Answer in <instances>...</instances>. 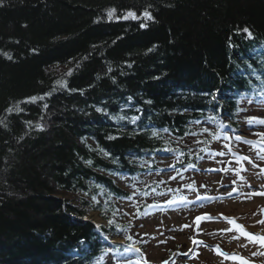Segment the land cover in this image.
<instances>
[{
  "label": "trees",
  "instance_id": "16d2710c",
  "mask_svg": "<svg viewBox=\"0 0 264 264\" xmlns=\"http://www.w3.org/2000/svg\"><path fill=\"white\" fill-rule=\"evenodd\" d=\"M262 92L264 0H0V264L124 250L90 212L131 241L117 204L157 155L200 164L201 123Z\"/></svg>",
  "mask_w": 264,
  "mask_h": 264
},
{
  "label": "rangeland",
  "instance_id": "374dc122",
  "mask_svg": "<svg viewBox=\"0 0 264 264\" xmlns=\"http://www.w3.org/2000/svg\"><path fill=\"white\" fill-rule=\"evenodd\" d=\"M260 114L264 115V109L260 111ZM263 127L264 126L261 125V122H258L254 125L246 124L243 130L244 132H247L245 135H248L249 132L252 133L258 130H263ZM258 162L264 164V157L259 156ZM250 173L254 174L252 176L248 175L240 178L241 181L237 183L236 188L238 190H244V195H246V191L251 192L253 187H261L264 185V175L262 172L258 173L256 169H253ZM230 190L231 185L220 188V191L224 192H229ZM244 195L240 197L223 196L222 198H216L211 201H200L199 199L192 203L194 206L185 209L183 208L181 210H168L166 212L151 215L145 223L139 227L143 232H149V238L152 239V242L147 248L149 261L154 262V264H165L169 259V248L175 249L176 247H180V244L182 243L185 244L184 252L191 250L193 240L189 238V234L194 229L189 225V221L192 220L196 213L211 210L220 215L223 213L225 216H229L237 214L241 215L243 211H249L250 214L244 218L245 222L248 224L257 222L260 216L257 211L260 212V210L255 211L252 207L257 204H264V197L255 196L251 197L249 200H245L244 197L246 196ZM91 217L97 223H106V220L98 211H92ZM205 224L206 226H218L221 225V222L216 221ZM223 225L226 224L222 223V226ZM255 228L264 230V221L263 223L259 222ZM205 238L209 246L212 242L219 241L228 249L243 251V253L245 252V255L248 254V257L258 256L264 262V244H260L258 241L243 235L242 231H234L228 234L217 231L215 234H211ZM201 251L202 256L206 258L207 264H219V260L212 254L210 249L202 248ZM198 264L203 263L200 260L198 261Z\"/></svg>",
  "mask_w": 264,
  "mask_h": 264
},
{
  "label": "snow or ice",
  "instance_id": "6c2138e0",
  "mask_svg": "<svg viewBox=\"0 0 264 264\" xmlns=\"http://www.w3.org/2000/svg\"><path fill=\"white\" fill-rule=\"evenodd\" d=\"M129 15H134V13H129ZM147 15V14H146ZM244 31H248L247 29H244ZM249 35H251L250 33H249ZM30 99H32V100H35L36 98H30ZM98 111H99V109H98ZM137 118H133V120H132V122L133 123H135V120H136ZM254 119V118H253ZM249 122H252V120L250 119V121ZM262 122H264V121H262ZM206 131H207V129H205ZM154 135H155V133H154ZM110 139H113L114 137H109ZM101 151H103V150H101ZM106 155H107V153H106ZM89 163H91L90 161H89ZM205 218H208V217H196V222L198 223L200 220H202V219H205ZM230 223H233L234 221H232L231 219H230V221H229ZM236 227L238 228V229H240L241 231H242V234L243 235H245V236H248L250 239H256L257 237H255V236H253L252 234H250V233H248V232H246V231H243V226H240V225H236ZM131 250H133V249H129V248H126L125 249V251H131ZM233 258H235V257H233ZM129 264H138V262H132V261H130L129 262Z\"/></svg>",
  "mask_w": 264,
  "mask_h": 264
},
{
  "label": "bare ground",
  "instance_id": "6f19581e",
  "mask_svg": "<svg viewBox=\"0 0 264 264\" xmlns=\"http://www.w3.org/2000/svg\"><path fill=\"white\" fill-rule=\"evenodd\" d=\"M247 28L250 30V34L251 35H253L254 34V32L252 31V29L249 27V26H247ZM250 35V36H251ZM98 200H99V197H98ZM93 211H97V210H93ZM92 212V211H91ZM91 212H90V214H89V217L92 219V217H91ZM9 249H10V252H11V250L14 252V250H13V248L12 247H9ZM29 253H31V252H29ZM34 253H36V252H32V254H34ZM15 258V257H14ZM24 264H35V260H33V259H31V258H27V259H24Z\"/></svg>",
  "mask_w": 264,
  "mask_h": 264
}]
</instances>
